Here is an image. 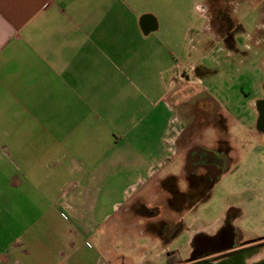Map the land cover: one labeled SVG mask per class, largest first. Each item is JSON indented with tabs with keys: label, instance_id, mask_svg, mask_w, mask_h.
I'll return each instance as SVG.
<instances>
[{
	"label": "crops",
	"instance_id": "crops-1",
	"mask_svg": "<svg viewBox=\"0 0 264 264\" xmlns=\"http://www.w3.org/2000/svg\"><path fill=\"white\" fill-rule=\"evenodd\" d=\"M203 5L0 0V264H167Z\"/></svg>",
	"mask_w": 264,
	"mask_h": 264
},
{
	"label": "flooded vegetation",
	"instance_id": "flooded-vegetation-1",
	"mask_svg": "<svg viewBox=\"0 0 264 264\" xmlns=\"http://www.w3.org/2000/svg\"><path fill=\"white\" fill-rule=\"evenodd\" d=\"M248 4L249 0L206 1L201 12L209 16L208 25L199 31L196 65L181 73L185 84L207 88L206 82L220 74L209 63L214 51L210 52L211 48L219 45L229 65L245 63L247 44L241 41L246 36L244 21L254 18L259 22L264 17V0H252L255 7L251 10ZM242 10L247 20L240 19ZM262 87L263 94L256 100V127L250 128L256 137L264 136V83ZM206 136L201 131H187L180 137L184 173L176 190L177 219L174 223L163 219L160 227L167 243L177 242L176 249L168 253L167 264H264V197L260 196L263 192L257 182H248L250 178L232 175L238 153L231 145L229 129H215L209 142ZM225 178L231 180L230 188L222 184ZM213 190H220V198L227 204L216 218L206 220L202 212L214 208L215 204L208 205ZM154 215L158 216V211Z\"/></svg>",
	"mask_w": 264,
	"mask_h": 264
},
{
	"label": "rangeland",
	"instance_id": "rangeland-1",
	"mask_svg": "<svg viewBox=\"0 0 264 264\" xmlns=\"http://www.w3.org/2000/svg\"><path fill=\"white\" fill-rule=\"evenodd\" d=\"M196 1L205 4L207 0H194V2ZM248 5V10L255 7L252 4V0H249ZM244 14V10L239 14L242 21L248 19ZM195 17L200 19H198L195 29L200 31L204 27L205 20L200 18V14H195ZM244 24L246 36L245 40H241L243 41V45L247 44V58H241H245L244 64H240V56L237 55V63L239 61L238 65H236L237 67L233 63L229 65L230 62L227 61L226 54L224 51L219 50L222 49L220 45L210 50V52L214 50L210 54V66H214L216 72H220V74L214 79H209L206 84H209V86L213 85L212 90L216 98L220 100V103H215L214 109H212L213 114H210L208 117L209 120H200L199 126L230 130L232 134L231 145L238 153L236 158L238 162L235 161L233 164V167H237L232 175L250 178L248 182L250 181L251 183L257 182L259 184L257 185L260 189L259 191L263 192L260 196L264 197V136L256 137L250 133V128L256 127V113L258 112L256 100L260 99L263 94L264 17L259 22H256L254 18H250L247 22L244 21ZM231 53H233L232 48ZM186 64L188 65L189 63ZM235 68H237V71H235ZM195 86H197L195 89L204 88L200 87L201 85L199 84ZM198 97L196 98L199 100H197L194 106L198 111L202 112V109L208 106V99L211 98H209V94L202 93V90L199 92ZM209 107L212 108V105L210 104ZM245 111H247L246 114L244 113ZM237 114L240 116L237 117ZM206 137L208 138V136ZM208 140H210V137L206 142H209ZM13 174L19 175V168H7V178H10ZM230 181L228 178L222 181L225 188H230V185H228ZM121 186L123 185L121 184ZM64 188L66 189L67 186ZM211 193L208 196V205L211 203L215 205L212 210H204L202 212L206 220L216 218L227 204V202L220 198V190H213Z\"/></svg>",
	"mask_w": 264,
	"mask_h": 264
}]
</instances>
